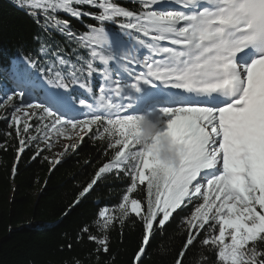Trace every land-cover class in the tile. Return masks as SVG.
<instances>
[{
	"label": "snow or ice",
	"instance_id": "snow-or-ice-1",
	"mask_svg": "<svg viewBox=\"0 0 264 264\" xmlns=\"http://www.w3.org/2000/svg\"><path fill=\"white\" fill-rule=\"evenodd\" d=\"M14 2L44 33L58 32L75 47L66 55L37 37L39 55L51 60L39 73L29 68L36 64L31 54L17 52L9 60L21 89L0 100L2 118L19 144L12 174L26 148L35 145V160L60 138H76L57 157H44L58 165L95 128L93 139H107L113 154L65 215L105 174L122 173L131 183L119 214L101 209L78 240L87 235L97 253L107 254V233L131 219L142 229L133 264H143L174 213L192 205L190 215L180 218L186 238L172 264L186 258L190 264H264V0H130L138 10L115 0ZM60 13L96 24L79 32ZM75 87L83 90L81 98L69 91ZM32 96L39 101L25 99ZM145 117L156 122L158 133L141 141L138 126ZM160 135L179 147L178 164L153 157ZM141 185L145 199L132 198ZM91 227L101 235L91 234ZM205 252H215L216 261Z\"/></svg>",
	"mask_w": 264,
	"mask_h": 264
},
{
	"label": "trees",
	"instance_id": "trees-1",
	"mask_svg": "<svg viewBox=\"0 0 264 264\" xmlns=\"http://www.w3.org/2000/svg\"><path fill=\"white\" fill-rule=\"evenodd\" d=\"M115 2L138 10V5L130 0ZM84 10L97 11L87 7ZM59 15L70 21L79 32L87 31L86 25L96 24L89 17L76 20L63 13ZM40 20L42 22V16ZM37 37L48 39L54 47L59 45L66 55L75 47L58 32L51 31L50 36L44 33L36 20L18 7L14 0H0V100L7 94L21 91L16 87L9 70V60L17 52L32 55L36 64L29 65V68L34 72L39 73L40 69L51 64L49 57L39 55L40 41ZM79 51L86 55L83 50ZM95 79L98 83V78ZM69 91H73L74 97L78 99L83 90L75 87ZM31 99L39 101L37 96ZM88 99L93 102L91 97ZM15 102L19 104L18 99ZM9 131H12L11 136L6 135ZM97 131L94 128L75 152L70 151L60 164L54 166L44 159L48 157L46 151L33 160L35 145L26 148L13 175L11 170L19 144L8 123L4 119L0 120V264H133L142 232L138 222L133 223L129 219L123 228L117 223L107 233V254L102 251L97 253L96 244L89 241L87 235L77 239L81 228L91 226L101 209L107 207L109 214H119L118 205L131 183L129 177L122 173L119 178L114 174H105L90 194L65 215L79 192L113 154L107 148V139H93ZM99 131H102V127ZM131 197L144 200L146 185L139 186ZM191 211L192 205H189L174 213V220L166 228L165 234L152 241L143 264H172L186 238L180 218L187 217ZM91 234L101 235L95 227H91ZM196 251V247H193L189 257H193ZM205 255L211 261H216L215 252H205ZM185 264H190L189 259L186 258ZM191 264H197V261L193 259Z\"/></svg>",
	"mask_w": 264,
	"mask_h": 264
},
{
	"label": "clouds",
	"instance_id": "clouds-1",
	"mask_svg": "<svg viewBox=\"0 0 264 264\" xmlns=\"http://www.w3.org/2000/svg\"><path fill=\"white\" fill-rule=\"evenodd\" d=\"M141 141H148L158 133L155 121L145 117L138 126ZM153 157L164 163L176 165L179 163V147L168 136L160 135L154 147Z\"/></svg>",
	"mask_w": 264,
	"mask_h": 264
},
{
	"label": "rangeland",
	"instance_id": "rangeland-1",
	"mask_svg": "<svg viewBox=\"0 0 264 264\" xmlns=\"http://www.w3.org/2000/svg\"><path fill=\"white\" fill-rule=\"evenodd\" d=\"M61 91H64V90H61ZM25 99L29 100L30 102H34L31 97H25ZM19 101V100H18ZM5 115L4 113V110L3 109H0V120L3 119L2 117ZM71 115V114H69ZM78 142V140L76 138H73L71 141L67 140V139H64V138H60L58 141L54 142L52 148L50 150L48 149H45V151L47 152L48 154V158L49 160L57 157L61 152L64 151V144L66 143H72V144H76ZM43 147V145H41ZM71 150L68 151V153L70 152ZM67 153V154H68ZM66 154V155H67ZM66 155H64L63 157H61V160L63 158L66 157ZM48 160V161H49Z\"/></svg>",
	"mask_w": 264,
	"mask_h": 264
},
{
	"label": "bare ground",
	"instance_id": "bare-ground-1",
	"mask_svg": "<svg viewBox=\"0 0 264 264\" xmlns=\"http://www.w3.org/2000/svg\"><path fill=\"white\" fill-rule=\"evenodd\" d=\"M139 71H140V70H139ZM69 114L73 115L74 113H69Z\"/></svg>",
	"mask_w": 264,
	"mask_h": 264
}]
</instances>
